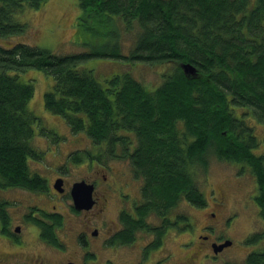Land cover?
Here are the masks:
<instances>
[{"label": "trees", "instance_id": "1", "mask_svg": "<svg viewBox=\"0 0 264 264\" xmlns=\"http://www.w3.org/2000/svg\"><path fill=\"white\" fill-rule=\"evenodd\" d=\"M45 1L0 0V37L24 33L15 16ZM78 7L75 35L91 34L88 50L61 55L26 43L0 46V187L46 188L30 169L31 160L42 157L32 144L40 118L27 108L35 87L19 76L38 69L53 79L43 94L45 109L62 117L71 134L84 133L110 156L128 158L142 180V200L116 242L129 243L136 230L155 231L145 220L153 215L162 220L150 248L161 247L179 202L206 204L195 172H205L212 156L251 172L264 225V154L254 151L264 137L248 124L252 119L264 129V0H78ZM121 33L134 35L126 48ZM92 58L123 60L129 68L168 64L170 70L153 91L131 71L104 84L82 67ZM186 63L197 69L195 76L179 68ZM41 129L43 137L60 140ZM180 223L189 227L183 214L171 225ZM247 243L262 247L245 264H264V227Z\"/></svg>", "mask_w": 264, "mask_h": 264}, {"label": "rangeland", "instance_id": "2", "mask_svg": "<svg viewBox=\"0 0 264 264\" xmlns=\"http://www.w3.org/2000/svg\"><path fill=\"white\" fill-rule=\"evenodd\" d=\"M79 14L78 0H46L36 9L24 7L15 16V21L25 24V32L9 37H0V46L9 47L15 43H26L61 55L86 51L93 37L87 32H82V35L76 37ZM120 35L119 40L125 48L134 40L132 33H121ZM125 51L128 50L125 49ZM127 65L123 60L92 58L84 62L82 67L92 69L97 80L101 83L111 78L112 75L131 71L132 76L150 91L155 90L165 81L167 72L170 70L168 64H133L130 68L126 67ZM19 76L22 82H33L35 90L27 108L36 118H40L39 129L36 128L32 144L36 150L42 152V157L37 161L31 160L30 169L46 178L48 185H52L53 178L59 174L58 171L63 173L66 181V194L59 201L60 207L56 201L47 202L49 197L38 192H36L37 195H31L23 190L13 192L16 198H24V200L40 197L41 203L39 201L38 203L47 205L48 211H53L52 206L56 204L55 210L62 213L65 222V226L59 233L63 243L62 252L49 248L50 258L56 260L61 255L76 252L79 255L76 264H83L89 256L93 259L86 260L84 264H137L136 262H140L138 261L139 247L142 246L141 244L150 242V230L148 228L140 229L137 238L130 244L118 242L120 245L105 247V243L102 241L104 238V235L102 236L103 229L100 228L98 237L89 236L90 243L85 251L74 241V234H72V230L68 231L67 227L79 229L81 228L80 222L83 221V223L89 224L88 227L92 230L98 228L100 223L92 222L91 214L75 217V213L70 210L69 205H72V202L68 195L70 194L69 188L74 182L80 181V179L93 181L95 177L100 179L108 168H112L115 177L120 180L117 186L122 182H129L127 188H122V193L128 194L125 199H129L125 205H128L132 198L140 203L142 200L140 196L141 178H136V181L129 178L133 170L128 158L125 160L110 156L106 147L103 150L92 145L91 140L84 133L71 134L70 128L67 127L62 117L49 113L45 109L43 94L52 87L51 76L31 68L21 72ZM243 111L241 109L237 111V114H242ZM248 124L253 126L257 138L262 140L264 137L262 126L252 119L248 120ZM41 128L52 131L60 137V140L55 141L43 137L40 132ZM254 151L264 154V144H260L259 148ZM90 154L93 155V158H90ZM94 158L96 159L94 160ZM195 175L197 176V185L206 198V204L200 208L191 206L185 200L179 202L171 210L169 218L174 219L175 215L183 214L188 219L189 227H185L184 223H180V226H172V231L162 237L161 248L154 250L152 256H146L145 260H142L144 262L142 264H179L185 255H190L193 261L189 263L182 261V264H227L228 262L230 264H245L248 254L262 247V243L258 245L247 243L249 235L260 232L264 227L259 205L255 203L257 183L251 172L237 163L218 161L212 156L208 157L207 170L201 172L196 169ZM117 195L118 192H113L114 200ZM111 211L114 210L111 208ZM111 215L114 216L109 212L110 220L113 219ZM70 220L73 224L70 223ZM145 220L149 227H154L161 224L162 219L150 215ZM206 225L214 226L216 230L215 233L209 231L208 240L203 242L197 236L206 235L204 229ZM218 234L229 239L232 244L213 256L209 245L216 240L214 237ZM88 254L89 256L86 257Z\"/></svg>", "mask_w": 264, "mask_h": 264}, {"label": "flooded vegetation", "instance_id": "3", "mask_svg": "<svg viewBox=\"0 0 264 264\" xmlns=\"http://www.w3.org/2000/svg\"><path fill=\"white\" fill-rule=\"evenodd\" d=\"M89 163L91 164L92 162ZM99 166L102 167V165ZM96 171V173H98V170ZM103 171H105L104 168ZM58 173L59 174L53 178L52 185H48L46 178L37 173L46 182V188L43 189V191L29 190L22 187H0V264H76V261L79 258V255L76 252L61 255L56 258V260L51 259L49 256V248L62 252L63 247L62 239L60 238L59 233L61 232L62 227L65 226V222L62 213L55 210L56 204L52 206L53 211H48L47 205L45 206L44 203H42V206L40 204V197H32L28 200H24V198H16L13 194V192H20L21 190L29 192L31 195H37L36 192H38L41 195L49 197L47 202L56 201L58 207H60L59 201H61L62 197L66 194V181L64 180L63 173L61 171H58ZM129 178L136 181L137 177H135L132 172V175H130ZM57 179L63 181V184L60 187L61 192L57 191L54 187ZM80 181H86L88 184L93 186L94 191L92 200L94 201V204L89 209L76 210L72 202L71 194H69V200L72 202V205H69L70 210L72 213H75V217L91 214L92 222H99L100 224L98 228H94L92 230L88 227L89 224L83 223V221L80 222L81 228L79 229L72 228L71 226L69 228L67 227L68 231L72 230V234H74V241L87 251L90 243L89 236L98 237L100 235L99 229L101 228L103 229L102 236L104 235V238L102 241L105 243V247L117 246L115 244H125H119L116 242L115 238L118 236L119 231L123 229V225L126 224L125 220H130L133 216H135V205L139 204L137 200L132 198L128 205H125L129 199H125L128 197V194L122 193V188H127L129 182H122V184L117 186V184L120 183V180L115 177V172L112 168H108L107 172L103 173L100 179L95 177L93 181L86 179H80ZM113 192H118V199L115 198L114 200ZM38 201L40 203H38ZM111 208L114 211H111ZM109 212L114 214V216L111 215L113 218L111 220L108 216ZM70 223H72V220H70ZM170 223H173V219L170 220ZM171 224L169 227L165 228L166 230L164 235H166L167 232L172 231L173 225ZM159 226L160 224L154 227L155 231L150 232V242L148 244H141L142 246L139 247L138 261L140 262H136L137 264L144 263L142 260H145L146 256H152V253L155 252L154 250L161 248H150L153 240H155L157 236V229ZM204 229L206 230V235L197 236V238L203 242L208 240L210 232L215 233L216 227L206 225L204 226ZM138 233H140V230H136V232L133 233L132 239L127 244L132 243V241L137 238ZM214 238H216V240L210 243V249H212L216 244H222L226 242V240H229L227 238L225 239V237L221 234H218ZM217 254L218 253L215 254L213 252V256H216ZM88 256L89 254L86 257ZM92 259L93 257L89 256L84 260L83 264L86 260ZM182 261L189 263L193 260L190 255H185L179 264H182Z\"/></svg>", "mask_w": 264, "mask_h": 264}, {"label": "water", "instance_id": "4", "mask_svg": "<svg viewBox=\"0 0 264 264\" xmlns=\"http://www.w3.org/2000/svg\"><path fill=\"white\" fill-rule=\"evenodd\" d=\"M179 68L182 69L185 76H195V74L197 73V69L189 63L180 64ZM62 184V180H56L54 187L57 191L61 192L60 187L62 186ZM70 191L72 202L76 210H86L93 206L94 201L92 200V195L94 190L91 184H88L86 181H76L71 186ZM231 244L232 243L230 240H226V242L222 244H216L212 248L213 252L216 254L225 249L227 246H230Z\"/></svg>", "mask_w": 264, "mask_h": 264}]
</instances>
